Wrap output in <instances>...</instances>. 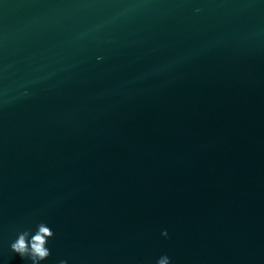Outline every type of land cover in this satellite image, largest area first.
Returning <instances> with one entry per match:
<instances>
[{
	"label": "water",
	"instance_id": "95a60500",
	"mask_svg": "<svg viewBox=\"0 0 264 264\" xmlns=\"http://www.w3.org/2000/svg\"><path fill=\"white\" fill-rule=\"evenodd\" d=\"M163 255L264 264V0H0V264Z\"/></svg>",
	"mask_w": 264,
	"mask_h": 264
},
{
	"label": "clouds",
	"instance_id": "9594fccd",
	"mask_svg": "<svg viewBox=\"0 0 264 264\" xmlns=\"http://www.w3.org/2000/svg\"><path fill=\"white\" fill-rule=\"evenodd\" d=\"M40 231L42 235L36 236L35 242L31 245L32 249L34 250L32 255L33 256L38 255L40 259H44L45 257L49 255V253L43 247V244L45 243L43 236H51L52 232L49 231L47 227L41 228ZM162 235L164 237H167L168 236L167 230L163 231ZM12 248L14 251L18 252L21 255V257H23L28 252V248L25 245V239L23 236L20 237L17 243L12 245ZM156 264H172V260L168 255H163L157 260Z\"/></svg>",
	"mask_w": 264,
	"mask_h": 264
}]
</instances>
